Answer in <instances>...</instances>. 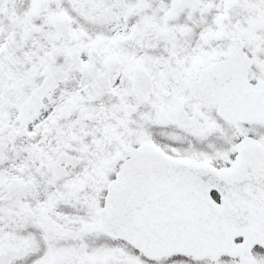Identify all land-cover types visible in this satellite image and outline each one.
<instances>
[{
  "label": "snow or ice",
  "instance_id": "snow-or-ice-1",
  "mask_svg": "<svg viewBox=\"0 0 264 264\" xmlns=\"http://www.w3.org/2000/svg\"><path fill=\"white\" fill-rule=\"evenodd\" d=\"M0 264H264V0H0Z\"/></svg>",
  "mask_w": 264,
  "mask_h": 264
}]
</instances>
